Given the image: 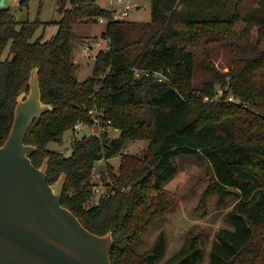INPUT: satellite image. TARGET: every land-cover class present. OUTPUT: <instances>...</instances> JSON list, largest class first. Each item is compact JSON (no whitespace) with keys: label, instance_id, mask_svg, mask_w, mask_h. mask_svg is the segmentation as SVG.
Returning <instances> with one entry per match:
<instances>
[{"label":"trees","instance_id":"obj_1","mask_svg":"<svg viewBox=\"0 0 264 264\" xmlns=\"http://www.w3.org/2000/svg\"><path fill=\"white\" fill-rule=\"evenodd\" d=\"M30 0H20L22 7ZM244 0H152V19H114L97 0H58L62 17L49 40H32L42 21H19L10 7H0V145L8 138L18 95L29 91L35 66L44 102L52 104L31 126L28 144L40 166L49 156L48 181L67 173L63 205L92 232L112 231L113 264H200L205 251L195 237L164 259L167 239L162 231L150 249L137 245L155 218L166 209L164 186L177 173L180 156H204L212 165L213 190L223 201L238 200L228 212L232 227L218 230L207 264H255L257 236L264 235V0L242 14ZM70 4V6H69ZM108 19L103 37L109 45L95 59L92 74L80 80L74 59V24L78 19ZM259 26V42L235 30ZM136 30V34L132 31ZM245 35V36H244ZM221 42L235 58L227 73L194 82L193 46ZM10 45V54L3 58ZM209 53V51H207ZM207 53V54H208ZM134 67L162 72L137 76ZM233 94L240 101L229 99ZM104 108L120 134H83L66 155L48 147L79 121L90 122V110ZM148 139L144 155L123 153L118 171L108 161L128 140ZM109 193L88 204L95 193L98 159ZM126 189H123V188Z\"/></svg>","mask_w":264,"mask_h":264},{"label":"rangeland","instance_id":"obj_2","mask_svg":"<svg viewBox=\"0 0 264 264\" xmlns=\"http://www.w3.org/2000/svg\"><path fill=\"white\" fill-rule=\"evenodd\" d=\"M98 2L105 8L109 5L108 0H98ZM259 2L260 0H244L240 7L242 14L258 6ZM130 4L129 14L125 16L126 20L147 22L152 19V0H131ZM58 8V0H30L29 6L22 8L23 17L31 20L39 18L43 22L37 28L32 38L33 41L38 38L43 41L49 40L56 34L59 27L57 21L62 17ZM245 26V21H238L235 26L236 32L246 34V36L244 35L245 38L248 37L253 44L263 46V43L259 42V26L252 25L249 34L248 30H245ZM106 29L107 22L100 21L98 18L95 20L78 19L74 24L75 73L80 80H85L92 74L97 53L108 47L109 41L103 37ZM132 32L136 34V30ZM193 48L196 50L194 82L199 86L207 80H212L220 94L223 90L215 72L222 74L229 71L235 58L232 47L226 43L213 42L207 45L201 43L193 46ZM9 49L10 45L4 52V59L10 54ZM92 53L93 56H91ZM229 99L240 101V98L233 94L229 95ZM108 129L111 137L120 134V130L114 126H110ZM101 130L102 126L99 125H96L94 130L89 127L70 129L63 134L60 141L49 142L48 147L70 155L75 136L100 134ZM149 143L148 139L128 140L121 152L112 156L108 161L114 166L115 171H118L123 153L144 155ZM176 163V175L164 186V198L166 200L164 207L166 210L155 218L153 224L142 235L137 249L142 252L150 249L158 235L164 231L167 239L165 259L179 250L187 239L194 236L197 243L205 251V258L200 264H207L211 245L218 230L222 227H232L227 215L238 198L232 194L223 201L219 200V194L213 190L214 173L212 165L204 156H180ZM104 166L105 160L96 162L93 181L97 183V186L88 204L97 203L100 199L98 197L102 193L110 191L106 184L108 179L102 176L101 170ZM255 245L260 254L255 260V264H264V235L259 234L257 236Z\"/></svg>","mask_w":264,"mask_h":264},{"label":"water","instance_id":"obj_3","mask_svg":"<svg viewBox=\"0 0 264 264\" xmlns=\"http://www.w3.org/2000/svg\"><path fill=\"white\" fill-rule=\"evenodd\" d=\"M9 0H0L7 7ZM140 8V6H137ZM29 92L18 97L8 138L0 145V264H113L112 231L97 234L63 205L67 173L48 181L50 157L36 165L38 146L26 142L31 126L46 111L35 66Z\"/></svg>","mask_w":264,"mask_h":264},{"label":"built area","instance_id":"obj_4","mask_svg":"<svg viewBox=\"0 0 264 264\" xmlns=\"http://www.w3.org/2000/svg\"><path fill=\"white\" fill-rule=\"evenodd\" d=\"M108 1H109V5L107 8H109L113 12V18L114 19H127L125 16H127L129 14V9L131 7V4H130L131 0H108ZM99 20L103 21V22L108 21V19L103 17V16H100ZM89 48H90V46H89ZM134 71H135V74L137 76L150 75L151 73H153L154 76L159 78L160 80H163L166 78V76L162 72L152 71L151 69H148V68L134 67ZM90 114L92 117L90 122L79 121L75 124V126L72 130L81 129L82 127H89L92 130H94L95 126L99 125V126H102V130L100 132V134H101L103 132H108L109 131L108 128L110 126H114L112 124L111 119H108L106 117V113L104 111V108L94 107L90 110ZM114 127L119 130L118 127H116V126H114ZM75 138H76V136L73 139H75ZM102 160H104V159L103 158L98 159L97 161L101 162ZM94 184H95V186H94V189H95L97 186L96 185L97 183H94ZM123 189H126V188L124 187ZM108 193L109 192H104L98 198H100L101 196H104L105 194H108Z\"/></svg>","mask_w":264,"mask_h":264},{"label":"crops","instance_id":"obj_5","mask_svg":"<svg viewBox=\"0 0 264 264\" xmlns=\"http://www.w3.org/2000/svg\"><path fill=\"white\" fill-rule=\"evenodd\" d=\"M97 2H98V0H97ZM8 6L10 7L11 11L14 13L17 20H19V21L26 20V18L23 17L24 16L23 10H22L23 7L20 5V0H9ZM93 55L94 54L92 53L91 56H93Z\"/></svg>","mask_w":264,"mask_h":264}]
</instances>
